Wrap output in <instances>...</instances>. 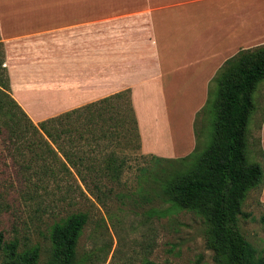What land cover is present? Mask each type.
Returning a JSON list of instances; mask_svg holds the SVG:
<instances>
[{"label":"crops","instance_id":"0c3cea01","mask_svg":"<svg viewBox=\"0 0 264 264\" xmlns=\"http://www.w3.org/2000/svg\"><path fill=\"white\" fill-rule=\"evenodd\" d=\"M48 4L46 23L27 21L25 7L18 15L0 5L11 97L37 124L50 108H77L129 89L143 155L189 154L217 70L264 44V0L150 1L110 16L102 29L84 16L99 8L85 9L83 0ZM183 99L194 105L185 126L172 111ZM259 132L264 152V115Z\"/></svg>","mask_w":264,"mask_h":264},{"label":"rangeland","instance_id":"374dc122","mask_svg":"<svg viewBox=\"0 0 264 264\" xmlns=\"http://www.w3.org/2000/svg\"><path fill=\"white\" fill-rule=\"evenodd\" d=\"M150 1L156 0H83L85 9L99 8L98 12H85L84 16L85 19L98 20L102 29L106 28L110 16L124 10H138ZM49 2L0 0V5L10 7L18 15L20 13L14 11L25 7L31 11L23 15L27 21L46 23L52 22L50 17L46 18ZM9 15L12 20V14ZM5 30L7 33L11 31L9 28ZM2 53V66L7 71L4 48L0 45V59ZM1 75L0 69V78ZM210 89L208 107L195 118L193 148L196 145L198 154L210 144L214 131L215 84L210 83ZM54 94L58 100V92ZM10 98V91H0V104L3 106L0 109V234L3 241L16 239L22 245L39 246L41 256L38 264H47L53 224L72 213L83 212L87 215V223L78 242V257L83 264H214L213 253L205 244V220L197 213L172 206L160 194L166 176L179 167L174 162L177 158L153 159L137 149V142L128 145L125 140L104 142L108 149L93 153L97 172L92 177L88 176L87 184H84L62 171L59 160L62 157L59 153L53 156L46 150L45 136L22 132L28 122L11 105ZM252 102L253 111L246 127L247 156L249 161L263 165L259 127L264 115V80L253 91ZM7 106L12 108L16 119L7 116L4 109ZM193 107L192 102L183 99L179 106H173L174 119L179 117L185 126ZM39 109L46 112L45 108ZM72 109L50 108L44 120ZM123 113L129 114L126 104L123 105ZM33 124L37 126L39 122ZM110 149L116 152L119 160L124 159L117 180H111L98 171L104 165L106 151ZM50 168L55 169L53 175L48 172ZM238 226L244 237L264 255V185L261 190L247 192L238 216Z\"/></svg>","mask_w":264,"mask_h":264},{"label":"trees","instance_id":"16d2710c","mask_svg":"<svg viewBox=\"0 0 264 264\" xmlns=\"http://www.w3.org/2000/svg\"><path fill=\"white\" fill-rule=\"evenodd\" d=\"M0 45L3 46L1 40ZM3 64L4 53L0 59V91L8 93L9 77ZM263 80L264 44L241 50L224 61L210 81L217 89L212 107L214 131L210 144L199 154L195 145L189 154L174 159L179 167L166 176L160 187L163 200L179 209L197 213L205 220V244L213 253L214 264H264V255L244 237L238 226L247 192L261 190L264 185V164L249 161L246 134L248 118L253 111L252 93ZM210 95L209 85L206 103L199 113L208 107ZM10 102L28 122L22 132L45 136L46 150L53 156L59 153L62 157L59 158L62 171L84 184H87L88 176L97 172L93 155L108 149L104 142L125 140L127 145L137 142V149H140L129 89L50 117L37 126L13 98ZM124 104L129 109L128 115L123 113ZM4 109L7 116L16 119L11 107ZM106 152L104 165L98 171L117 180L124 159L119 160L113 149ZM260 152L264 158L261 148ZM149 157L160 160L157 156ZM48 172L53 175L55 169L50 168ZM86 223V213L76 212L53 224L47 264H83L78 257V242ZM0 252L1 264H38L41 256L39 246L22 245L16 239L3 241L1 234Z\"/></svg>","mask_w":264,"mask_h":264}]
</instances>
